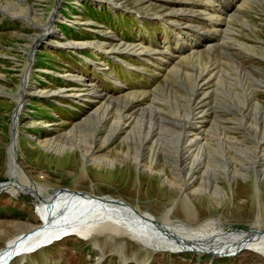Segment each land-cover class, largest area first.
Listing matches in <instances>:
<instances>
[{
  "label": "rangeland",
  "instance_id": "obj_1",
  "mask_svg": "<svg viewBox=\"0 0 264 264\" xmlns=\"http://www.w3.org/2000/svg\"><path fill=\"white\" fill-rule=\"evenodd\" d=\"M26 1L28 3L27 9L31 10L30 12H26L25 5L27 4L24 0H0V7L1 5L7 6L13 13L15 12L13 9H19V11L23 9L27 15L31 14L32 20L36 25L40 24L44 26L47 24L48 20L46 19L47 17L50 18L57 0ZM115 1L120 2L121 5L129 9H137L141 13L148 15L161 16L162 19L164 17L163 14L166 12L172 15L169 17L174 18L183 19L186 18L184 17L185 15L191 16L182 14V16L184 15L183 17H178V15L174 14L173 11H176V8L190 10V8L184 6V2L181 4L172 2L168 7L163 9L160 4L164 0ZM203 2L204 0H202V5L204 4ZM69 4L76 6L78 5V1L61 0L58 9L63 8L65 14L70 15V12L65 10ZM107 4V2L103 3L105 6ZM74 6L70 7L73 10L72 14L77 15V21L74 25L72 23L68 25L67 23H70V21H64L65 18L61 19L59 16H56V18L61 19V21H57V27H61V30L69 39L64 42L62 40L65 38H61V40L53 39L51 41L55 40V42L66 43L73 40L76 42L94 43L90 46L96 43L101 45L102 49L99 47L101 50H105L103 45L107 42L105 41L106 43H104L103 40L106 39L108 42H112V39L105 38L104 34H100L104 31L96 28L100 27L99 25H96V27L92 25L90 28L82 22L88 17H93L104 19L114 30L121 29L122 33L117 34L128 41L121 40L122 42L137 44L134 43L136 42L134 40L135 32L139 25L136 27L133 25L132 31L130 30L132 22H125L122 16L119 19L117 15H114L109 10L99 9L90 3L82 4L80 7ZM70 8L68 7V9ZM126 19L131 18L128 16ZM189 19L192 20V17ZM134 21L139 24L138 19H134ZM195 21L186 22V25L193 24L202 30V25L197 23L200 20L195 18ZM232 22L231 28L235 32H228L223 37L224 42H227L232 47H228L231 54L224 55L222 58L221 55L224 52H221V55L217 53L218 58L214 65L217 66L216 70L219 69L218 74L220 75L217 79L209 81L207 87L203 88V93H206V97L204 106L200 110H205L206 113L204 112V117L197 118V122L205 121L209 126L213 124L216 131L224 132L231 138H226L228 143L222 146L224 147V151H222L221 156L218 154V167L212 164L208 165L204 161L206 163L205 166L210 167L207 170L198 164L199 167L196 168L195 175L196 179L190 184L194 185V189L201 185L205 188V182L207 181L208 186H206L203 193L198 192L197 195L188 194L190 206L186 202L188 197H179V191L181 190L171 189L168 182L164 180L166 176L170 179L173 178V175L171 174L170 166L164 158L170 156L168 150L163 145H170L166 141L171 139L172 135H176L180 126L179 123L188 121L192 109L197 106L192 89L194 90V86L197 83L195 73H199V67L195 64L191 65L188 60L181 61L180 67H176L175 70L171 67L174 63L170 59L175 55L173 51L176 49L177 38L169 36L168 39L162 40L171 45L175 41L174 45L169 47V50L160 49V51L162 50L160 54L164 53L165 55L157 57L162 59L153 57L151 61H148L138 55H126L124 58L127 59H121L120 63V61L114 59L115 57L112 55L114 52L109 53L110 63L108 60L106 61L111 69L106 71L107 75L105 77L97 76L98 81H96V85L98 88L100 87V92L104 94L102 98H95L93 93H91L96 90L93 88V85V87L89 88L87 83H83L82 85L81 83H75L77 81L66 78L65 75L67 73H63L66 69H74L76 72L82 70L88 73L90 70H93L91 65L86 64L80 58L79 62L78 60L76 61L78 64H73V61L70 59L74 55L70 54L66 49L45 46L43 43L38 46L37 43L33 48L35 55L32 59L31 74L29 76V82L32 85L34 84V86L31 85L33 89L31 91L64 90L65 93H55L50 96L35 93L25 97L24 107L19 113V125L16 131L19 133L17 156L23 168V170L17 168V177L12 176L10 173V157H8L9 146L12 141L13 112L18 104L17 97L19 95L17 92L22 84V71L28 64L27 59L30 54L28 47L32 39H34V34L41 32V28L33 26L26 19L25 21L9 20L7 16L0 14V181H6L7 179L10 181L14 177L16 180L15 188L17 189V185L24 186L29 182L26 175L28 174V177L37 183L40 182L49 186L44 191L46 192L44 194L53 193L60 187H71L89 190L94 192L92 194L98 196L112 195L111 197L114 196V198L115 196L122 197L119 199L124 198L129 204L138 207L139 211L153 215L159 222H162L165 214L171 209L173 219L181 220L182 223L186 222L192 228H197L208 221L211 222L214 219H219L215 225L216 228L219 227L225 230L241 228L240 230L248 231L246 229H253L260 214L262 227L264 228V179L261 178V182L257 184L255 182L254 170L253 172L251 169L248 172L246 170L241 171L243 167L240 163L242 162L241 154L234 149L237 145L249 150L252 147L255 148L257 147L256 145H259L257 144L260 141L259 139L264 135V112L256 113L252 109L250 110L252 107H257L258 103H261L264 109V89L253 86L249 78L251 75L250 70H252L255 74L261 75L260 78L264 80V3L261 0H257L256 3L253 2L250 6L242 7ZM192 27L188 28L189 32L192 31L189 34H191L193 39H196L197 33H195ZM143 28H139V35L149 33L147 29ZM92 29H96V31H91ZM143 30L146 32L144 33ZM232 38L237 42V46L232 44L230 40ZM97 39H100V41ZM204 39L213 42L214 36L210 35ZM51 41L50 43H52ZM141 43L137 45L143 48L155 49L151 43ZM239 45L252 48L258 55H253L255 53L248 52ZM119 46L120 43H112L107 50H114ZM164 49L167 48L165 47ZM220 49L221 51L223 50V48ZM88 50L91 51L89 46L79 49V51L85 52L87 55L90 54L92 55L91 57L98 59V53L91 54ZM114 54L116 55V53ZM245 55H250L256 60L251 61ZM164 59H169L168 62H171L168 72L166 69L167 60L164 63ZM230 59L235 60L239 66L231 62ZM200 60V66L206 64V62L208 64L212 63L209 61L208 53H203ZM123 61H126L127 65ZM131 63L136 66L139 65L140 69L152 73H146L143 70H138L136 67L127 68L133 66ZM235 67L238 70H245V74L243 76L239 74ZM112 71L118 77L114 76L112 78ZM57 72H61L63 76ZM230 74L232 77L229 76ZM70 75L75 76L81 82L85 81L81 75L72 73ZM110 79L113 80L114 84L111 83ZM116 81H119L122 86H117ZM81 92L84 93L83 95L86 98L84 102H80L77 98H72L75 93ZM133 92L139 93L134 98L135 100H132L133 97L129 96ZM106 99L114 107L111 110L114 114L108 117L109 121L108 119L104 120L106 121L105 124H102L104 121L101 123V128L104 129V132L108 131L107 128L112 126L113 121H120V117H123L119 115L118 111L114 112V109L119 108L122 101L124 103L130 99L132 100L133 107H129L130 109H127L126 113L133 110L137 114L135 113L134 122L129 128L128 134L135 126V120L141 116L145 119L154 117L155 124L160 126L154 130L153 135L156 134L155 140H159V136L166 135L163 141L158 142V149L155 148L158 143L153 145L152 143L146 144L154 148L155 153L151 156L150 154L145 156L147 157L145 160L147 166L144 170L138 167L139 165H136L133 160L126 158L128 153L135 155L140 142L134 140L128 141L127 139L123 142L124 139L122 138L125 134L121 135L114 142L119 134L118 132L116 134L114 132L105 145L98 143L94 146V149L89 151L90 154L93 153L95 155L107 154L109 158L114 161L117 160L116 165L112 166H99L92 163L80 152L79 147H76V149L67 148L66 152L58 153L44 148L39 142V140L43 142L56 138V144H67L66 139L62 138L63 134L92 114L98 106V100H103L104 103L107 101ZM92 100H97L98 102H93ZM186 104H188L189 108L188 114L184 113ZM238 107H241V112L238 110ZM208 108H210L209 111ZM201 123L197 125L201 127ZM194 125H189L185 131L188 133L197 132V129L193 127ZM85 127L92 129L90 122ZM166 128L169 131L166 132ZM76 135L88 136L84 132ZM35 137L39 140L37 141ZM57 139L59 140L57 141ZM195 145H193L194 148ZM260 145H262V142H260ZM82 147L86 148L84 142L82 143ZM213 148H217V145H214ZM203 155L206 154L203 152ZM254 155L255 153L252 154L253 158ZM84 158L87 161L86 164L83 163ZM188 160L193 164L192 157ZM261 162L263 163V161ZM220 166L224 167L226 171H222ZM258 168L260 167L258 166ZM150 169H153V172L149 171ZM204 170L207 171L201 174V171ZM213 170L217 171L215 175L213 174L214 176H212ZM230 173L234 174V180ZM212 186L214 188L219 186L223 196L216 195ZM187 187L189 189V186ZM16 191L14 194L6 190L0 193V248H3L12 238L13 240L9 242H18L19 234L24 231L27 232L31 228L29 225L42 223L36 209L38 199L34 193L24 188H19ZM171 206L174 208H170ZM108 233L113 234L111 232ZM134 240L136 239L128 235H108L106 232L101 233V231L95 232L89 238L69 235L55 240L52 244L41 247L30 254L16 256L14 263L11 264H93L100 255L99 248L102 249L103 255H100L101 261L98 264H120L118 251L120 246H122L124 252L126 251L127 264H132L134 256H136L139 263L145 262V264H264V255L248 249H243L244 251L241 250L232 256H216L196 251L173 253L165 251L168 249L157 247L156 249L151 248L152 250L143 248L139 244L142 242L136 240L139 242L137 243ZM93 241H96L97 245ZM21 258H26L27 262L19 263Z\"/></svg>",
  "mask_w": 264,
  "mask_h": 264
},
{
  "label": "bare ground",
  "instance_id": "obj_2",
  "mask_svg": "<svg viewBox=\"0 0 264 264\" xmlns=\"http://www.w3.org/2000/svg\"><path fill=\"white\" fill-rule=\"evenodd\" d=\"M60 1L61 0L56 1L55 8L50 15L49 21L52 20L54 17H56L55 14L57 13L55 12L60 4ZM256 1L257 0H204L203 2L204 4L202 5L201 3L200 7L201 6L202 7L198 8V10L176 8V11H173L174 14L178 15V17H183L185 14L195 15L196 18L200 20L197 23H200L202 25V30H203L202 31L196 25L189 24V27L193 26L192 27L193 30L195 31V33H197L196 39H193L191 34L185 32L182 29V28H189L186 26V21H182V22L175 21L176 28H178L180 35L176 36L177 38L176 41L178 42H176V47H175L176 49L175 51H173L175 55H173L172 59L169 58L171 61H173L174 64L171 65V62H168L169 59H166L167 72L169 69L168 68L169 65H171V67H173V69L175 70L176 67H180L179 65L181 61H187V60L190 61L191 65L195 64L200 69L199 73H195L197 83L194 86V90L192 89L193 93L195 94V96L193 95V97L196 101L197 106L192 109L191 116H189L188 121L179 123L180 126L178 128V132L176 133V135H172V138L166 141V143L170 145H165V146L163 145V147L168 150L170 157L168 158L164 157V158L166 159L167 164L170 166L171 174L173 175V178L170 179L166 176L164 180L168 182L171 189L174 188L181 190L179 191L180 195L178 194L179 197L180 196H185L186 198L188 197V200L186 202L189 203L188 205L190 206L191 203L188 194L192 193L197 195L198 192L203 193L205 192L206 186H208L207 181L205 182V188L201 185L200 187L194 189V185L190 184L193 183V181L196 179L195 175H196V168L199 167L198 164L202 165V167L207 170L210 167L205 166L206 163L204 161H206L208 165L212 164L215 165V167H218V162H219L218 154H220L221 156L222 151H224L223 150L224 147L222 146L225 143L226 144L228 143L226 138L228 139L231 138L228 135H226V133L224 132L216 131L214 129L213 124L209 126L207 123H205V121L197 122V118L204 117V114L206 113L205 110H200V108L204 106V100L206 97V93H203L204 91L203 88L207 87L209 81H211L212 79H217V77H219L220 75L218 74L219 69L216 70L217 66L214 65L218 58L217 53L221 55V52H224L221 55L222 58L224 55L231 54V52H229L230 51L229 48L232 47H230V45L227 42H224L223 37H225V34H227L228 32H235L234 29L231 28V24H233L232 21L236 17V14L242 9V7L250 6L251 3L253 2L256 3ZM261 1L264 3V0ZM24 2L27 4L25 5L27 9L28 3L26 0H24ZM0 9L2 12L10 15L18 14L25 16L32 25L33 24L36 25L32 20L33 18L31 14L27 15L23 11V9L21 11H19V9H13L15 11L14 13L11 12V9L9 7L4 5H1ZM28 11L30 12L31 10L27 9L26 12ZM166 14L168 16H172L167 12ZM182 14L184 15L182 16ZM49 21L47 24L44 25L46 30H43L42 27L40 30L41 32L34 34V39H32L28 47L29 51L31 47H34V44L40 42L48 35L47 31L50 26ZM188 21L196 22L195 18H192V20L188 19ZM51 27L52 26H50V28ZM53 32L56 33L57 36L59 35L56 30H54ZM210 35L214 36V39L212 40L213 42L206 41L204 39L206 37H209ZM230 40L232 41L233 45L237 44V42L233 40V38ZM51 42L52 44L54 43L58 45L73 46L76 48L87 47L94 44L83 41L76 42L73 40L67 41L66 43L59 41L55 42V40ZM164 43L167 42L165 41ZM99 47H101V45L96 43L95 45L91 46V48L94 49H100ZM169 47L170 46L166 47L167 49H163V50H169ZM240 47L248 52L255 53L253 55H258L257 52L253 51L252 48H248V46L247 47L240 46ZM220 48H223V50L221 51ZM127 49L134 51L144 60L151 61L153 57L157 59H162L156 56V53L160 54L162 50L160 51V49L153 50L152 48L151 49L143 48L137 44L120 42V46L118 48H115L114 50L124 51ZM203 53H208V57L210 59L209 61L212 62L211 64H208L206 62V64L200 66L199 63H201L200 59ZM162 55L165 54L163 53ZM33 57H34V52L33 53L31 52V55L27 59L28 64L25 67V69L22 71V75H23L22 84H21V88L17 92L19 95L17 97L19 107L17 104L18 111L16 107L13 112V125H12V134H11L12 141L9 146L8 157H10V162H9L10 173L12 174V176H17V177H18L17 168H20L22 170L23 168H22V163L19 161V158L17 156L19 149L18 147L19 133L16 131L19 125V117H20L19 113L24 107L25 97L33 93L45 94L48 96L55 93L58 94L65 93L64 90H46V91L37 90V92L35 90L34 92L31 91L32 86H34V84L32 85V83L29 82L30 81L29 76L31 74L30 69H31V61ZM245 57L247 59H250L251 61L256 60L254 57L250 55H245ZM165 61L163 60V62ZM230 61L236 64L237 66H239L238 63L235 62V60L230 59ZM123 62L126 63V61ZM235 68L239 74H242V76L245 74L244 72L245 70L242 69L238 70L237 67ZM250 74L251 75L249 76V78L251 79L252 85L264 89V80L260 78L261 75L255 74L252 70H250ZM229 76L232 77L231 74ZM65 77L69 78L70 80L72 79L73 81L81 82L75 76L70 74L65 75ZM82 84L83 83H81V85ZM116 84L120 85V82L116 81ZM91 93H93L95 98L104 97V94L101 93L99 90H94ZM83 94L84 93L82 92L75 93L72 96V98L74 99L77 98L80 100V102L82 101L84 102L86 98L84 97ZM137 94L139 93L133 92L130 93L129 96H132L133 98L132 97L131 98L133 100L137 96ZM246 95L248 96L247 93ZM130 99L129 100L127 99L128 101L124 103L122 101L121 106L117 109H114V112L118 111L119 115L123 117H120V121H113L112 126L110 128H107L108 131L104 132V129L101 128V123L106 119H108V121L110 120L108 117L114 114L111 112V110L114 107L111 106L108 100L106 99L107 101H105L104 103L103 100L102 101L98 100L99 101V103H97L98 106L94 111L92 110L93 112L91 111L92 114L88 115L84 120L82 119L83 121L81 123L75 125L71 130H68L66 133L63 134L62 138L66 139L67 144H62V145L56 144L55 142L56 138L46 140L43 142L37 139L36 137L35 139L37 141L39 140V142L41 143L42 146H44V148L54 150L55 152L58 153L66 152L67 148L76 149V147H79L80 152L84 154L86 159H89V161H91L92 163L99 166H104V165L112 166V165H116L117 160L114 161L113 159L109 158L107 154L95 155L93 153L90 154L89 151L91 149H94V146H96L98 143H102L103 145H105L107 141L110 140L112 134L114 132L115 134L118 132L119 134L114 142H116L121 135L123 136V134H125V136L122 138L124 139L123 142H125L126 139L128 141L134 140L136 142L137 141L140 142L139 143L140 145L137 146L135 155L128 153L126 158L133 160L136 165L137 164L139 165L138 167L143 168L144 170L147 166L145 163L147 157L145 156H148V154H150L151 156L155 153V149L149 147L146 144L152 143L153 145L155 143H158L159 141H163L166 138V135L159 136V140H155L154 137L156 136V134L153 135L154 130L158 129L160 126H157L155 124L154 117L145 119L144 117L141 116L138 117L137 120H135V126L133 127L132 131L128 134V132L130 131L129 128L132 126L134 122V117L137 114V112H133L132 109H131L132 111L126 113L127 109L133 107L132 100ZM92 101L98 102L97 100H92ZM251 109L256 113L264 112L261 103H258L257 107H252L250 108V110ZM209 110L210 108H208V111ZM238 110L241 112L242 111L241 107H238ZM184 113L186 114L189 113L188 104L185 105ZM121 118H123V120H121ZM88 122H90L92 129H87L85 127L88 124ZM105 123L106 121H104L102 124ZM200 123H201V127L197 125ZM191 124H195L193 127L194 129H197V132L188 133L185 131V129H187V127ZM165 130L166 132L169 131L167 128ZM80 132H84L85 134H88V136L83 137L81 135H76ZM233 138H237V137H233ZM58 140L59 139H57V141ZM259 140L260 141L257 143L259 145H256L257 147L255 148L253 147L250 148V150L246 148L245 149L241 148L238 145L237 147L234 148L236 149L235 151H238L241 154L240 156L242 158V162L240 163L243 166L241 171L246 170V172H248L249 169H251L253 172L254 170L255 182L257 184L261 182V178L264 179V165H262L264 164V160H263L264 135ZM83 142L86 147L85 149L82 147ZM260 142H262V145H260ZM194 144H196L195 148L193 147ZM214 145H217V148H213ZM261 146L262 148H260ZM155 148L156 149L159 148V143ZM207 149H209L210 151ZM203 152L206 155H203ZM254 153L255 155L253 158L252 154ZM190 157L193 158L192 160L193 164L188 160ZM86 159L85 158L83 159L84 164L87 163ZM260 161H263V163L262 162L260 163ZM258 166L260 168H258ZM220 168L222 169V171L225 170L224 167L220 166ZM207 170L201 171V174ZM149 171L153 172V169H150ZM213 171L214 172L212 173V176H214L217 173L216 170ZM24 174L26 173L24 172ZM26 175L29 182L24 186L17 185L18 186L17 189L19 190V188H24L27 191L34 193V195L38 199V204H37L38 206L36 209L38 211V215L41 217L42 226L31 227L29 230H27V232L24 231L20 233L18 242H9L10 240H13V238L10 239L1 249L0 258H6L9 255L10 251L15 248L16 251L21 255L29 254L34 251L31 250L30 248L34 244L39 243L40 241L45 239L49 240L53 238V240H56L55 238L61 236V234L63 233H65V236L78 235L82 238H89L95 232L98 231H101V233L106 232L108 235H123V234L126 236L128 235L131 238H134L137 241L142 242L139 243L136 240H134L137 243L141 244L143 248H146L145 246H149V248L147 249H151V248L156 249V247L161 249L168 248V250L172 249V251L179 252L178 250H180L183 246H195L199 249L201 248L211 251L214 250L217 251L218 253H224V252L232 251L240 246L243 249L257 251L260 252L262 255H264V228L262 227V218L260 214L258 215V218L254 224L253 229L251 228L253 232L243 231L240 229L225 230L219 227L216 228L215 225L219 219H214L211 222L208 221L202 224L200 227L192 228L191 226L187 225L188 223L186 222L182 223L181 220L178 221L176 219H173L172 217L173 212L171 209H169L168 212L165 214V217L163 218L162 222H159L153 215L139 211L138 207L129 204L127 201L124 200V198L119 199L122 197L115 196L114 198V196L111 197L112 195L98 196L92 194L94 192H91L89 190L75 189L71 187H60L56 189L55 193L53 192L54 194L52 193L44 194L46 193L44 191L49 186L42 184L40 182L37 183L32 178L28 177V174ZM230 175L234 180L235 179L234 174L230 173ZM15 185H16V180L13 177L12 180L10 179V181L1 184L0 189L3 188V191L6 190L14 194L17 192ZM187 186H189V189ZM213 189L216 195L223 196L221 188L219 186L218 187L216 186L215 188L213 187ZM106 195H110V194H106ZM170 208H174V207L171 206ZM171 225L173 226L171 227ZM108 232H111L113 234H109ZM14 238L16 239V237Z\"/></svg>",
  "mask_w": 264,
  "mask_h": 264
},
{
  "label": "water",
  "instance_id": "obj_3",
  "mask_svg": "<svg viewBox=\"0 0 264 264\" xmlns=\"http://www.w3.org/2000/svg\"><path fill=\"white\" fill-rule=\"evenodd\" d=\"M34 47H35V44H34ZM33 47V48H34ZM12 138V137H11ZM9 181V179H7L6 181H0V184H2V183H6V182H8ZM3 190V188H1L0 189V192ZM56 192V191H55ZM54 192V193H55ZM54 193H52V194H54ZM33 226H36V227H40V226H42L41 225V223H38V224H31V225H29V227H33ZM241 229V228H240ZM37 230V229H36ZM246 230H248V231H252L253 232V230H251V229H246ZM65 233H63V234H61V235H64ZM251 235V234H250ZM58 237H60V236H58ZM53 238H51V239H49V240H42V241H40L39 243H36V244H34L32 247H30L31 249H34V248H36V247H38V246H40V245H42V244H44V243H47V242H50L51 240H52ZM1 249L2 248H0V251H1ZM242 249V247H237L236 249H234V250H232V251H229V252H224V253H218L217 251H211V250H205V249H199V248H197V247H195V246H183L180 250H183V251H191V250H194V251H200V252H204V253H208V254H214V255H232V254H235V253H237V252H239L240 250ZM18 250V249H17ZM18 252L16 251V248L15 249H13V250H11L10 251V253H9V255L6 257V258H0V264H5V263H7L8 261H10L12 258H13V256L15 255V254H17Z\"/></svg>",
  "mask_w": 264,
  "mask_h": 264
},
{
  "label": "flooded vegetation",
  "instance_id": "obj_4",
  "mask_svg": "<svg viewBox=\"0 0 264 264\" xmlns=\"http://www.w3.org/2000/svg\"><path fill=\"white\" fill-rule=\"evenodd\" d=\"M16 15H18V14H16ZM6 16L8 17L9 20L11 19V15L10 14L6 13ZM19 20H21V19H19Z\"/></svg>",
  "mask_w": 264,
  "mask_h": 264
},
{
  "label": "crops",
  "instance_id": "obj_5",
  "mask_svg": "<svg viewBox=\"0 0 264 264\" xmlns=\"http://www.w3.org/2000/svg\"><path fill=\"white\" fill-rule=\"evenodd\" d=\"M260 207V206H259Z\"/></svg>",
  "mask_w": 264,
  "mask_h": 264
}]
</instances>
